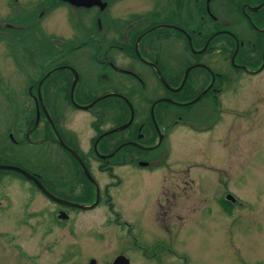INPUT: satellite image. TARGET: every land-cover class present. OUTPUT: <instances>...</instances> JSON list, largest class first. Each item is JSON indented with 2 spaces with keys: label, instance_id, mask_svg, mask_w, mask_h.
<instances>
[{
  "label": "flooded vegetation",
  "instance_id": "flooded-vegetation-1",
  "mask_svg": "<svg viewBox=\"0 0 264 264\" xmlns=\"http://www.w3.org/2000/svg\"><path fill=\"white\" fill-rule=\"evenodd\" d=\"M96 1L0 0V45L16 73L12 82L0 74V166L20 171L0 170V250H9L7 264H19L17 254L25 264H63L65 235L74 246L80 224L94 225L90 218L100 207L103 223L114 226L108 264L119 257L130 264L132 250L121 241L132 237L133 222L111 202L113 170L160 169L167 138L179 126L190 136L188 147L217 162L221 134L234 130L223 129L222 115L246 112L253 128L264 119V0ZM56 10L69 38L59 33ZM238 97L246 98L243 108ZM76 112L88 116L86 135L71 124ZM167 172L142 177L147 185L161 183L150 193L158 194L156 203L136 218L154 247L169 253L145 256L151 264H171L177 190L171 179L181 178ZM72 259L95 264L83 252Z\"/></svg>",
  "mask_w": 264,
  "mask_h": 264
},
{
  "label": "rangeland",
  "instance_id": "rangeland-1",
  "mask_svg": "<svg viewBox=\"0 0 264 264\" xmlns=\"http://www.w3.org/2000/svg\"><path fill=\"white\" fill-rule=\"evenodd\" d=\"M52 14L57 19L59 33L69 38L72 33L65 23L62 11L56 10ZM45 21L50 23L52 20ZM39 23L43 26V21ZM0 74L10 82L16 75L1 45ZM4 83L6 87L10 85L8 81ZM234 100L239 108L246 104L244 97ZM72 117L71 124L77 128L79 134L86 135L89 128L87 114L76 112ZM221 119L224 123L223 129H228L227 124H233L234 130L231 129L233 133L229 135H227L229 132H224L223 135L226 136L221 134L220 139L224 138L223 142L220 140V144L222 143L224 148L223 155L217 162L210 163L205 160L198 146L188 147L190 136L184 127L179 126L174 127L172 134L167 138L169 155L167 160L159 165L160 169L141 172L132 167H116L113 170L117 179L111 180L112 187L109 191L111 202L133 222L130 231L133 238L124 234L125 238L121 241L125 247L128 246L132 250V253L126 255L130 264H151L144 260L145 256L158 252L169 254L154 247V242L145 233L146 224L136 218L142 216L139 210L144 211L148 204L156 203L158 194L155 191L150 196V193H153L151 191L153 188H159L161 183L159 181L157 185V181L155 184L150 181L147 185L142 177L161 174L166 177L168 170L171 173L169 177L174 175L181 178L171 179V189L177 188L176 199H171V204H175L176 207L171 211V243L167 245L171 250V257H168L171 264H264V119H261L254 128L249 123L250 118L246 112L237 117L222 115ZM186 163L188 166L191 165V168L187 167V171ZM163 165L169 168L163 169ZM185 171L189 172L188 178L182 174ZM182 190L185 194L181 193ZM226 195H232L235 203L226 202L224 199ZM217 198H220L218 204L215 203ZM159 202L163 201L160 199ZM218 207L224 210L222 214L217 212ZM192 208L195 209V213L189 211ZM175 214L180 216L181 221L172 217ZM92 215L94 217L90 219L94 220V225L87 222L80 224L74 246L66 244V240L69 239L65 235L63 264H86L72 259L82 252L92 257L95 264H108L115 254V242L109 237L114 226L103 223L104 208H98ZM92 230L95 235L89 238ZM12 233H15V229ZM23 239L17 243L25 250L26 243ZM134 244L141 245L142 250L135 249ZM8 252L9 250H0V264H7ZM48 252L51 254L55 250ZM21 260L17 254L16 261L25 264ZM50 262L57 264L54 263V259Z\"/></svg>",
  "mask_w": 264,
  "mask_h": 264
},
{
  "label": "water",
  "instance_id": "water-1",
  "mask_svg": "<svg viewBox=\"0 0 264 264\" xmlns=\"http://www.w3.org/2000/svg\"><path fill=\"white\" fill-rule=\"evenodd\" d=\"M73 2H75V4H78L80 6H90L92 4H94V2H97L96 0H71ZM98 100H95L94 102H92L90 105L86 106V107H83L84 109H88L89 107H91L95 102H97ZM193 102V101H192ZM130 123V120H128V122L126 123V125H124L123 127L121 128H124L125 126H127L128 124ZM0 170H15V171H18L20 172L19 170L15 169V168H12V167H8V166H0ZM24 174V173H23ZM25 175V174H24ZM27 178L31 179L29 176L25 175ZM36 185L43 191V188L37 183L35 182ZM44 192V191H43ZM226 199H229L231 201H233L230 197H226ZM97 200L94 202L96 203ZM93 262V261H91ZM113 264H128V261L125 259V258H117L115 259V261L113 262Z\"/></svg>",
  "mask_w": 264,
  "mask_h": 264
}]
</instances>
